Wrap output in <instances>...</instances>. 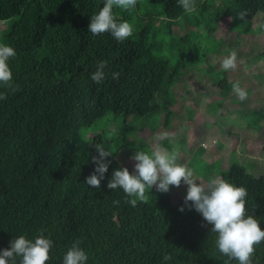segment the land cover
I'll return each mask as SVG.
<instances>
[{"label": "trees", "instance_id": "16d2710c", "mask_svg": "<svg viewBox=\"0 0 264 264\" xmlns=\"http://www.w3.org/2000/svg\"><path fill=\"white\" fill-rule=\"evenodd\" d=\"M103 3L0 0V21L14 17L0 43L16 51L8 61L12 87L0 85L7 97L0 100V250L19 235L34 241L43 233L53 241L46 264H62L76 240L88 254L86 264H238L218 252L211 225L197 211L179 210L186 195L173 204L168 192L153 188L147 202L132 207L122 189H108L113 171L122 168L117 157L127 143L124 130L114 137L113 148L105 132L85 137L82 130L97 127L107 114L122 124L135 114L145 119L162 114L167 126L174 84L188 60L215 41L212 34L222 20H230L229 31L234 21L241 23L237 35L249 31L247 22L257 13L264 20V0H195L191 15L177 0L138 1L132 12L114 8L117 21L134 29L124 42L88 31L91 15ZM241 11H247V22L237 18ZM168 21H178L183 33L175 34ZM216 48L213 52L220 51ZM256 57L264 58V52ZM100 61L107 62L106 77L97 84L91 75ZM112 72L120 73L118 80ZM226 72L220 68L216 82L224 94ZM255 111L256 121L240 124L260 129L264 116L255 109L249 113ZM97 144L113 153L99 189L84 184L95 169ZM159 145L170 147L167 139ZM220 172L221 179L247 189V213L264 230V172L254 177L234 161ZM165 254L172 259L163 261ZM252 259L264 264V242L255 246Z\"/></svg>", "mask_w": 264, "mask_h": 264}, {"label": "rangeland", "instance_id": "374dc122", "mask_svg": "<svg viewBox=\"0 0 264 264\" xmlns=\"http://www.w3.org/2000/svg\"><path fill=\"white\" fill-rule=\"evenodd\" d=\"M197 11L203 15L201 10ZM13 20L14 17L0 21V36ZM167 24L175 34L183 33L178 21H168ZM228 24L230 20H222L212 34L215 41L202 45L194 60H188L186 73L174 84L173 103L169 107L174 113L167 126L162 114H153L146 119L135 114L124 124L119 119L110 120L107 114L97 122V127L83 129V135L89 137L105 132L106 142L113 148L114 137L124 130L127 143H124L117 161L121 167L131 171L135 164L131 157L141 150L142 145H147L146 152L154 146L176 152L178 162L193 170L205 184L210 178H220V171L226 169L231 161L259 177L264 172V117L259 121L260 129L248 128L240 122L256 121L260 117L257 111L249 113L250 110H258L264 116V58L256 57L264 52L263 13H257L247 22V33L237 35L242 27L237 21L229 25L234 31H229ZM216 47L220 51L213 52ZM233 51L237 53V68L226 72L229 90L224 94L216 85L217 73L222 68L221 61ZM236 82L248 93L244 102H240L233 93L232 86ZM162 132L168 133L169 148L157 146L159 141L155 138ZM168 193L175 204L187 194V185L170 186ZM146 195L149 200L148 192Z\"/></svg>", "mask_w": 264, "mask_h": 264}, {"label": "clouds", "instance_id": "9594fccd", "mask_svg": "<svg viewBox=\"0 0 264 264\" xmlns=\"http://www.w3.org/2000/svg\"><path fill=\"white\" fill-rule=\"evenodd\" d=\"M138 0H104L103 7L91 15L88 31L93 35L110 33L118 42H124L133 35V26L127 21L118 22L113 13L114 8L132 12ZM186 14L196 11L195 0H177ZM247 11L238 13V19L247 22ZM264 28V24L261 25ZM16 56L15 49L4 43H0V85L11 88L13 75L8 61ZM107 67L106 61H100L97 70L92 73L91 80L97 84L104 81ZM223 70H235L237 68V53L231 52L221 61ZM119 72H112L111 77L118 80ZM233 93L240 102L248 98V93L239 82L232 86ZM6 95L0 93V100L6 99ZM168 133L157 134L156 141L164 140ZM98 156H93L95 169L85 178V183L90 188L99 189L105 173L108 171L107 157L113 153L106 150L100 144L96 145ZM134 170L130 173L127 167L117 168L113 171L111 179L107 183L110 190L120 188L125 193L126 203L132 207L137 202H147L148 190L156 189L157 192L166 193L170 186L180 187L187 185V194L184 197V206L194 209L203 218L206 224L211 225V233L215 234V246L219 253L236 260L238 264H253L255 246L264 242V230L259 221L253 215H249L246 209L247 189L236 186L221 178H210L207 183H202L193 170L178 162L176 152L154 146L150 152L137 150L131 157ZM119 203V201H114ZM8 248L0 250V264H46L51 259L50 249L53 241L46 238L43 233L34 241L19 235L12 239ZM81 241L76 240L67 250L62 259V264H86L88 254L80 247ZM170 254L163 256V261L171 260Z\"/></svg>", "mask_w": 264, "mask_h": 264}, {"label": "crops", "instance_id": "0c3cea01", "mask_svg": "<svg viewBox=\"0 0 264 264\" xmlns=\"http://www.w3.org/2000/svg\"><path fill=\"white\" fill-rule=\"evenodd\" d=\"M184 143H185V139H184Z\"/></svg>", "mask_w": 264, "mask_h": 264}]
</instances>
